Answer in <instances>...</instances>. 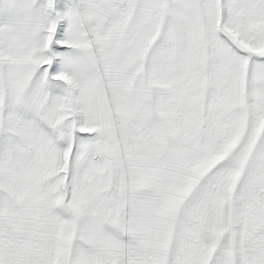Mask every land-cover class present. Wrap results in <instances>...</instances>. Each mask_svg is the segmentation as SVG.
<instances>
[{"label": "snow or ice", "instance_id": "6c2138e0", "mask_svg": "<svg viewBox=\"0 0 264 264\" xmlns=\"http://www.w3.org/2000/svg\"><path fill=\"white\" fill-rule=\"evenodd\" d=\"M0 264H264V0H0Z\"/></svg>", "mask_w": 264, "mask_h": 264}]
</instances>
